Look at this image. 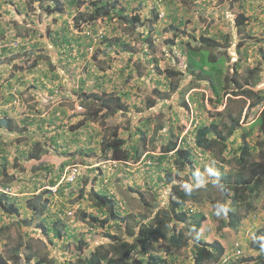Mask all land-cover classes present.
<instances>
[{
	"label": "rangeland",
	"instance_id": "374dc122",
	"mask_svg": "<svg viewBox=\"0 0 264 264\" xmlns=\"http://www.w3.org/2000/svg\"><path fill=\"white\" fill-rule=\"evenodd\" d=\"M50 1L0 0V119L11 120L10 132L0 128V182L12 187L8 198L20 212L9 215L0 208V253L11 264H42L41 260L51 259L55 264L77 263L82 250L129 239L127 230L140 228L164 205L172 181L188 177L192 182L200 176L203 182L214 183L212 190L187 203L186 210L206 215L201 238L221 244L229 254L216 264H253L259 253L249 242L254 231L264 227V188L236 231L220 228V216L216 217L223 206L220 177L236 175L238 164L231 153L242 134L233 131L225 160L219 162L217 149L194 148L193 132L214 119L224 130L228 117L239 116L241 126L253 125L245 140L253 146L261 139L259 124L253 121L264 104L251 107L249 100L233 92L239 91L237 83L264 90V0H118L128 15H139L142 26L132 28L111 12V19L103 15L92 24L82 23L79 30L74 17L84 21L93 11V1L110 0H59L62 10L48 13ZM239 11L246 17L245 26L234 24ZM202 36L213 47L203 50L218 61L213 69L202 64L203 70H190L188 47L208 45ZM202 54L192 59L198 61ZM172 70L182 74L168 77ZM224 76H233L225 87ZM186 82L192 89L181 97ZM107 99L115 102L109 105ZM101 112L108 114L103 117L98 115ZM112 127L121 135L130 134L126 145L138 143L139 161L103 159L102 141ZM139 129L145 132L144 141L133 135ZM173 135L193 153V175L189 169L178 172L173 157L160 159L159 147ZM38 140L50 154L44 162L30 157L42 149L35 144ZM149 154L152 157L146 159ZM64 161L69 164L59 173ZM50 180L56 183L50 185ZM92 190L110 196L119 216L104 225L85 222L84 212L109 218L107 210L97 212ZM36 197L49 201L46 210L34 215L30 204ZM58 218L65 227L52 225ZM44 224L52 227L49 237L55 227L61 228L63 236L51 242L42 231ZM232 243L240 245L241 251L231 252ZM152 246L164 258L162 264H194L189 246L168 248L165 242ZM14 247L19 248V260L13 259ZM147 257L137 248L126 264H137L141 258V264H147Z\"/></svg>",
	"mask_w": 264,
	"mask_h": 264
},
{
	"label": "trees",
	"instance_id": "16d2710c",
	"mask_svg": "<svg viewBox=\"0 0 264 264\" xmlns=\"http://www.w3.org/2000/svg\"><path fill=\"white\" fill-rule=\"evenodd\" d=\"M73 1V0H72ZM71 0L69 2H72ZM46 8L48 13L51 12H60L62 10L59 0L50 1ZM103 2V1H102ZM93 11L88 15V19L82 21V17H74V27L76 29L81 28L82 23H93L99 17L107 15L113 12L114 16L127 22L132 28H135L139 24L140 17L138 14L128 15L125 10V6L119 5L118 0H110L108 2H92ZM111 19V18H109ZM156 20L154 15L152 21ZM151 21V22H152ZM141 23V22H140ZM234 24L236 26H245L246 17L244 16L243 11H239L235 17ZM148 34V33H147ZM146 34L145 39L148 38ZM104 40L106 39L105 37ZM100 38V39H102ZM201 39L208 45H202V47L189 46L188 51L190 61V70L192 68L202 69V64H208L213 69L214 63L218 61L217 57L211 54L209 55L204 48L213 47L209 45V39L202 36ZM103 40V39H102ZM172 42V41H171ZM145 43V42H144ZM106 46H109V43L106 42ZM122 49H125L123 46ZM202 53H207V56H204ZM196 54L201 55L202 58L198 61H194L192 57ZM240 60V58H238ZM34 63L31 64L33 66ZM216 70V69H215ZM213 70V71H215ZM212 71V70H211ZM210 71V73H212ZM182 74L180 71H168L167 76H176ZM207 74V73H206ZM208 75V74H207ZM232 81L233 76L229 78L227 76L223 77V87ZM235 81V80H234ZM184 82V79H183ZM249 84V83H248ZM251 84V83H250ZM253 84V83H252ZM239 91L233 92L235 95H242L245 100L250 101L251 107H258L259 105L264 104V93L261 90L254 91L252 88L244 87L243 84H238ZM227 86V85H226ZM192 86L190 83L186 82L183 85V88L180 89L179 95L184 97L190 90ZM230 92H227L229 94ZM115 102L113 100L107 99L106 102L110 103ZM250 107V108H251ZM109 109L110 107H106ZM108 113H98L103 117L107 116ZM10 119L5 120L0 119V128L7 131H11V125L9 122ZM11 121V120H10ZM229 123L224 125L223 129H219V123L214 119L210 124H202L195 128L193 132V145L194 148L202 152H212L217 149L216 158L219 162H224L225 149L228 147V140L234 130H239L242 135H240L241 141L239 142L238 147L234 149L231 154H234L231 158L235 159L237 162L238 169L236 175L233 177L221 178L222 180V190L223 195V206L216 213V217H219V227L224 228L228 227L230 231H236L238 226L241 224L242 219L246 217L247 213L254 209L255 198L259 196L261 189L264 188V109L260 112L259 116L253 121L258 122L259 132L261 133V139L257 141L258 143L253 146L250 145L248 140H245L246 136L250 134L249 128L253 127H243L240 125L239 116L237 118L228 117ZM252 124V123H251ZM74 128V127H72ZM47 133V131H46ZM139 137V141H144L145 132L142 130H137L133 133ZM175 137V138H174ZM54 139V136H53ZM52 140V139H51ZM130 140V134L119 133L117 127H112L109 135L102 141V150L101 154L104 160L111 161H122V162H137L139 161L142 152L138 143H131L129 146L126 143ZM35 144L42 149L34 150L30 157H34L37 160L45 161L49 158L50 154L46 151L47 145L41 143L40 140L35 141ZM45 148V149H44ZM258 149V151H256ZM236 150V151H235ZM47 152V153H46ZM257 152V157L255 158V153ZM160 159L173 157L172 163L174 168L179 172L181 170H188L190 174L193 175V169H195V158L193 153L186 145H180L178 142V135H173V138H170L166 145H161L159 147ZM146 156V157H145ZM146 159L151 158L152 156L145 155ZM3 157V156H2ZM5 159V157H3ZM159 161H162L160 160ZM100 161V160H99ZM42 162L41 168L45 171L48 170L46 164ZM69 164V161L61 162L58 166L61 173L63 167ZM222 166V165H221ZM7 168H3V170ZM170 180V174L167 175ZM56 180V179H55ZM55 180H50V185L55 184ZM213 182H203L200 176H195L193 181L190 182L187 177L186 181L174 183L172 181L169 185V190L167 192V198L162 207L156 209L154 214L148 218L146 221L141 223L140 228L137 230H127L129 233V239L114 240L110 243L108 242L107 248L103 245H97L88 251L82 250V255L78 254L77 263L72 264H126L130 255L137 248L141 253H147V264H162L164 263V258L153 251V244L165 242L168 248H182L189 246L193 252L194 264H216L219 263L221 257L224 255V247L216 242L208 243L203 240L200 235V228L202 222L205 220L206 215L202 212L188 213L186 210L187 203L191 201L198 200L202 193L209 195L212 190ZM45 193H51L50 189H45ZM10 195H3L0 193V208L6 214L17 215L20 214L19 207L17 203L10 201L8 198ZM91 200L94 207L97 209V212H103L102 210H107L109 218L97 219L98 217L94 214H86L85 212L81 214V217L85 219V222L89 224L99 222V224L104 225L110 218L114 216H119L118 207H116L113 199L108 196L106 193H100L92 190ZM49 199L44 197H36L34 202L30 204L34 215L41 214L46 210ZM214 203V201H211ZM99 210V211H98ZM57 214V213H56ZM14 222H22L24 224L28 223L27 221H19L14 219ZM61 224L62 227H65V222L61 219H56L53 221L52 225ZM43 233L49 237L51 226L42 225L41 226ZM63 236L62 230L60 227H55L53 237H49V240L52 242L53 238H61ZM83 243V241H82ZM250 248L255 252H258V256L253 259V264H264V227L261 229H256L254 231V237L249 242ZM236 249L235 247H233ZM18 247H14L12 251L13 259L19 260L17 256ZM232 247L230 248V250ZM239 249V248H238ZM81 250V249H80ZM28 258V257H26ZM13 260V261H14ZM28 261V260H27ZM144 259H137V264H141ZM229 261V260H228ZM30 261H28L29 264ZM42 264H55V261L51 259L48 262L40 261ZM0 264H11L10 261L0 253ZM38 264V263H30ZM240 264V263H233Z\"/></svg>",
	"mask_w": 264,
	"mask_h": 264
},
{
	"label": "built area",
	"instance_id": "2783aa9c",
	"mask_svg": "<svg viewBox=\"0 0 264 264\" xmlns=\"http://www.w3.org/2000/svg\"><path fill=\"white\" fill-rule=\"evenodd\" d=\"M48 188H50V187H48ZM0 193L1 194H13L12 187L8 184H4V183L0 182ZM234 247L236 248V249H234V253L241 251L239 245L235 244Z\"/></svg>",
	"mask_w": 264,
	"mask_h": 264
},
{
	"label": "clouds",
	"instance_id": "9594fccd",
	"mask_svg": "<svg viewBox=\"0 0 264 264\" xmlns=\"http://www.w3.org/2000/svg\"><path fill=\"white\" fill-rule=\"evenodd\" d=\"M3 195H5V194H3ZM234 245H235V243H232V249L230 250L231 252H234V248H233ZM228 255L229 254H227V251L224 249V255L221 257V260L220 261H224L227 258Z\"/></svg>",
	"mask_w": 264,
	"mask_h": 264
}]
</instances>
